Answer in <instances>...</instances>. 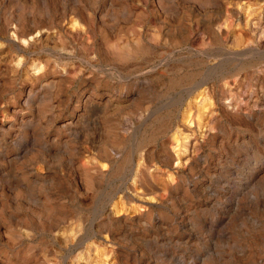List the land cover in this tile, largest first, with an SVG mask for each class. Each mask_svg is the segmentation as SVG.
<instances>
[{
	"label": "rangeland",
	"instance_id": "1",
	"mask_svg": "<svg viewBox=\"0 0 264 264\" xmlns=\"http://www.w3.org/2000/svg\"><path fill=\"white\" fill-rule=\"evenodd\" d=\"M0 264H264V0H0Z\"/></svg>",
	"mask_w": 264,
	"mask_h": 264
}]
</instances>
